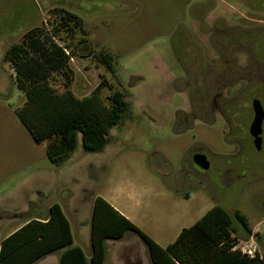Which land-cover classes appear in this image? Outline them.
I'll return each mask as SVG.
<instances>
[{
  "label": "rangeland",
  "instance_id": "374dc122",
  "mask_svg": "<svg viewBox=\"0 0 264 264\" xmlns=\"http://www.w3.org/2000/svg\"><path fill=\"white\" fill-rule=\"evenodd\" d=\"M15 1L0 0V19L12 3L13 13L26 7L29 24L50 31L59 25L57 10L80 17L85 36L68 24L55 38L73 55V93L82 98L97 90L109 105L118 92L127 110L101 152H86L78 132L71 154L53 163L47 141L34 142L20 123L16 111L26 98L0 59V241L31 214L58 204L89 262L81 234L84 208L93 194H109L161 245L215 205L232 215L238 210L252 234L234 220L236 249L264 258V120L259 151L248 133L252 100L264 111V0H22L27 6ZM178 50L208 63L205 82L212 86L204 88V116L214 119L211 125L193 118ZM101 51L113 57L112 72L99 62ZM50 83L61 90L60 74L53 73ZM183 113L190 117L187 125ZM195 153L206 157L208 170L194 165ZM60 252L43 263L53 264Z\"/></svg>",
  "mask_w": 264,
  "mask_h": 264
},
{
  "label": "trees",
  "instance_id": "16d2710c",
  "mask_svg": "<svg viewBox=\"0 0 264 264\" xmlns=\"http://www.w3.org/2000/svg\"><path fill=\"white\" fill-rule=\"evenodd\" d=\"M56 12L59 13V25H54L51 31L46 25L30 29L20 42L6 50L3 58L12 66L16 86L26 98L25 104L16 111L20 123L34 142L47 141L48 159L60 164L74 149L78 132L82 134L86 152H101L108 142L109 130L118 124L120 115L127 110V103L118 92L110 96L109 105L101 100L97 90L82 98L75 96L71 89L74 75L68 63L73 55L59 46L55 38H59L60 29L68 24L79 30L82 36L86 32L76 14L63 9ZM178 56L181 62L183 60L191 88L189 103L193 118L211 125L214 119L204 116V105L209 97L204 88L212 86L205 82L210 75L208 63L203 64L198 58L191 61L180 51ZM97 57L109 71H113V57L109 53L101 51ZM53 73L60 74L63 80L61 90L50 83ZM184 117L182 114L180 118ZM178 123L183 125L185 122ZM188 123L189 120L184 125ZM185 127L187 131L189 126ZM30 211L35 212V208ZM31 215L24 224L1 239L0 264H35L62 249L57 264H102L106 241L119 240L126 232H132L140 239L150 264H264V258L257 254L250 257L233 249L237 241L234 220L247 234H252L247 218L238 210L232 215L217 205L192 226L183 228L173 243L161 248L105 199L96 196L90 214L89 262L80 247L72 246L70 224L58 204Z\"/></svg>",
  "mask_w": 264,
  "mask_h": 264
},
{
  "label": "crops",
  "instance_id": "0c3cea01",
  "mask_svg": "<svg viewBox=\"0 0 264 264\" xmlns=\"http://www.w3.org/2000/svg\"><path fill=\"white\" fill-rule=\"evenodd\" d=\"M28 1H22V0H16L14 4L20 5V4H25ZM13 3L11 4V6ZM11 6L7 9H4L2 12V18L0 19V45L4 47V49L0 52V59L4 63H6L12 70V66L10 65L9 62L4 61V54L6 50L12 46L13 44H16L21 41L22 37L32 28H34L36 25L35 24H29V15H28V10L24 8V10L20 9L17 10L13 13V10ZM4 41V42H3ZM7 41V42H5ZM13 78H14V70H13ZM91 153H96V152H91ZM96 196L93 194L91 196V200L88 206L84 208V223L85 225L81 229V234L83 239V242H85L86 246L88 245L90 248V214H91V208H92V201ZM115 210H117L121 215H123L125 218L128 220L132 221L130 216L128 215L127 210H122L119 208V205L116 203L115 196L113 195H106L103 197ZM31 205V204H30ZM48 209V208H47ZM62 209V208H61ZM29 210V208H28ZM28 210L26 212H28ZM63 211V210H62ZM208 211V210H207ZM64 213V212H63ZM206 213L203 212L202 214H197L196 217L193 218L192 223L189 224L188 226L182 227L177 234H175L174 238L172 241L167 242L164 245L157 243L161 248H165L167 245L171 244L174 242V240L177 238L179 233L183 228H188L192 226L197 220H199L204 214ZM68 220V219H67ZM69 222V221H68ZM70 224V223H69ZM71 228V227H70ZM15 231V230H14ZM255 232V230H254ZM12 233V232H11ZM72 233V230H71ZM128 232L124 234V236L119 239V240H107L106 241V253L104 260L102 264H105L106 258H108L109 264H150V261L148 259L147 251L146 248L144 249L143 246L140 243V239H138L135 234L132 235H127ZM9 235V234H8ZM72 239H73V244L72 246H78L81 248L83 251V248L79 246L78 244H75L74 241V236L72 233ZM236 249V246L233 248ZM60 251V250H59ZM64 249L61 250V252L58 254L57 257L52 259L53 264H57L58 259ZM57 252V251H56ZM54 252V253H56ZM254 252V253H252ZM52 253V254H54ZM242 253L248 254L250 257L254 256V254H257L259 258H263V256L258 252V251H251L250 249L248 251H242ZM52 254H49L45 256L44 258L38 260L35 264H44L45 259L50 257ZM83 254L85 256V253L83 251ZM91 257V248H90V256ZM85 259L88 261V258L85 256Z\"/></svg>",
  "mask_w": 264,
  "mask_h": 264
},
{
  "label": "water",
  "instance_id": "95a60500",
  "mask_svg": "<svg viewBox=\"0 0 264 264\" xmlns=\"http://www.w3.org/2000/svg\"><path fill=\"white\" fill-rule=\"evenodd\" d=\"M252 111H253V120L249 126V135L253 139V147L256 151L261 149V134H262V122L264 120V111L257 99L252 100ZM192 162L200 170L206 171L209 169V162L203 154L196 153L192 156Z\"/></svg>",
  "mask_w": 264,
  "mask_h": 264
},
{
  "label": "flooded vegetation",
  "instance_id": "af4514ba",
  "mask_svg": "<svg viewBox=\"0 0 264 264\" xmlns=\"http://www.w3.org/2000/svg\"><path fill=\"white\" fill-rule=\"evenodd\" d=\"M183 114H184V113H183ZM185 116H186V117H184L183 122L186 123V122L188 121V119H187V118H188V114H187V115L185 114ZM197 120H198V119H197ZM198 121L201 122L200 120H198ZM201 123H202V122H201ZM248 133H249V130H248ZM250 137H251V136H250ZM251 138H252V137H251ZM252 144H253V139H252ZM195 154H196V153H195ZM200 154H201V153H200Z\"/></svg>",
  "mask_w": 264,
  "mask_h": 264
}]
</instances>
